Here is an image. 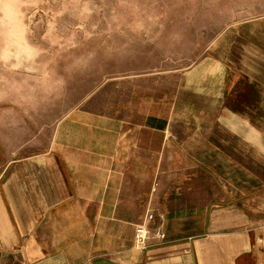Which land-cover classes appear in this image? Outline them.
<instances>
[{
  "label": "crops",
  "instance_id": "obj_1",
  "mask_svg": "<svg viewBox=\"0 0 264 264\" xmlns=\"http://www.w3.org/2000/svg\"><path fill=\"white\" fill-rule=\"evenodd\" d=\"M147 211L164 238L134 246ZM0 264H264V17L172 90L77 108L0 181Z\"/></svg>",
  "mask_w": 264,
  "mask_h": 264
},
{
  "label": "rangeland",
  "instance_id": "obj_2",
  "mask_svg": "<svg viewBox=\"0 0 264 264\" xmlns=\"http://www.w3.org/2000/svg\"><path fill=\"white\" fill-rule=\"evenodd\" d=\"M264 0H0V181L77 108L106 112L179 74Z\"/></svg>",
  "mask_w": 264,
  "mask_h": 264
},
{
  "label": "built area",
  "instance_id": "obj_3",
  "mask_svg": "<svg viewBox=\"0 0 264 264\" xmlns=\"http://www.w3.org/2000/svg\"><path fill=\"white\" fill-rule=\"evenodd\" d=\"M153 213L147 211L141 222L137 223L134 231V246L138 250H144L147 247L148 240L152 237L158 241L164 238V232L160 226L150 228L148 222L153 219Z\"/></svg>",
  "mask_w": 264,
  "mask_h": 264
}]
</instances>
